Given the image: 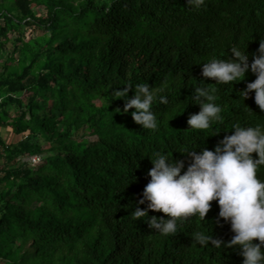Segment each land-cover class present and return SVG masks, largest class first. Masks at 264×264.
Segmentation results:
<instances>
[{
  "label": "trees",
  "instance_id": "obj_1",
  "mask_svg": "<svg viewBox=\"0 0 264 264\" xmlns=\"http://www.w3.org/2000/svg\"><path fill=\"white\" fill-rule=\"evenodd\" d=\"M260 39L264 0H205L195 10L187 0H0V128L22 136L0 134V264H241L238 246L195 240L232 238L215 200L204 220L192 216L169 235L131 213L154 151H172L186 168L185 147L214 149L235 122L264 124L254 90L239 94L255 79L249 71L210 85L223 109L212 124L219 131L186 130L199 111L187 99L193 87L214 83L202 63L231 57L233 46L251 63ZM128 82L165 87L168 104H153L157 129L123 112L112 89Z\"/></svg>",
  "mask_w": 264,
  "mask_h": 264
},
{
  "label": "clouds",
  "instance_id": "obj_2",
  "mask_svg": "<svg viewBox=\"0 0 264 264\" xmlns=\"http://www.w3.org/2000/svg\"><path fill=\"white\" fill-rule=\"evenodd\" d=\"M205 4V0H187L194 10ZM231 57L212 58L202 63L201 75L212 78L214 83H196L188 100L199 105V111L188 116V131L211 130L215 134L219 128H213L214 121H222L223 109L217 103V88L210 85L239 82L251 71L255 79L246 84L239 93L243 99L254 90L256 104L264 110V39H260L251 63L246 49L237 46L230 48ZM194 80V79H193ZM233 84V83H232ZM135 94L128 96L130 89ZM165 87H154L148 82L133 85L128 82L122 89H112L116 99H123V112L133 109L131 117L141 128L155 130L158 117L153 110L154 102L168 104L166 95L160 94ZM120 111V109H119ZM233 131L226 134L214 149L185 147L190 162L185 168V160L173 159L172 151L152 153L150 177L145 185L142 197L131 213L136 218L146 217L149 228L160 234H175L178 224L192 216L204 220L215 200L219 206V218L230 223L234 233L225 245L212 234L197 232L195 240L199 244L211 242L217 248L238 246L243 257L241 264H264V179L258 175V169L264 165V124L245 126L235 122ZM253 153L257 156L254 158ZM141 208L139 205L145 204ZM162 211L165 216H149V210ZM258 239V242H254Z\"/></svg>",
  "mask_w": 264,
  "mask_h": 264
},
{
  "label": "rangeland",
  "instance_id": "obj_3",
  "mask_svg": "<svg viewBox=\"0 0 264 264\" xmlns=\"http://www.w3.org/2000/svg\"><path fill=\"white\" fill-rule=\"evenodd\" d=\"M27 33H30V30L29 29L27 30ZM6 49H7L8 52L12 50L11 43H7ZM5 53L6 52L4 51L3 52V56H4ZM0 134H1V137H3V139L6 142H11V141L19 142L20 139L22 138V136L10 137L11 136V132H9V130L7 131L5 128H0ZM0 162H1V160H0Z\"/></svg>",
  "mask_w": 264,
  "mask_h": 264
},
{
  "label": "built area",
  "instance_id": "obj_4",
  "mask_svg": "<svg viewBox=\"0 0 264 264\" xmlns=\"http://www.w3.org/2000/svg\"><path fill=\"white\" fill-rule=\"evenodd\" d=\"M40 160H41V156L36 155V156H33V157H31V158L29 159V163H30L31 165H36L37 163L40 162Z\"/></svg>",
  "mask_w": 264,
  "mask_h": 264
},
{
  "label": "crops",
  "instance_id": "obj_5",
  "mask_svg": "<svg viewBox=\"0 0 264 264\" xmlns=\"http://www.w3.org/2000/svg\"><path fill=\"white\" fill-rule=\"evenodd\" d=\"M16 135H11L10 137H15ZM13 142H15V141H13Z\"/></svg>",
  "mask_w": 264,
  "mask_h": 264
}]
</instances>
